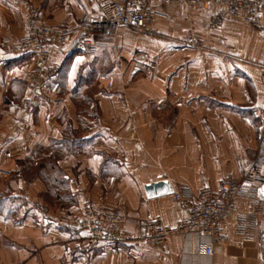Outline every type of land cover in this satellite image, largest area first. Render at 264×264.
Returning a JSON list of instances; mask_svg holds the SVG:
<instances>
[{
    "label": "crops",
    "instance_id": "crops-1",
    "mask_svg": "<svg viewBox=\"0 0 264 264\" xmlns=\"http://www.w3.org/2000/svg\"><path fill=\"white\" fill-rule=\"evenodd\" d=\"M19 1L0 0V40L15 43L23 35ZM105 1L32 3L41 25L73 29ZM210 12L160 9L143 31L118 29L93 56L71 48L75 36L51 47L59 71L43 92L45 102L32 109L27 130L9 102L25 95L32 58L0 50V190L24 213L18 224L0 216V264H263L261 221L248 241L226 221L228 241L211 257L200 253L193 235L170 237L162 246L139 239L144 222L169 227L183 217L170 195L146 198L145 185L165 181L172 192L214 191L225 177L243 179L240 160L256 171L257 189L264 187V15L255 29L226 17L210 31ZM68 129L80 131L88 152L56 161L65 188H57L58 203L49 202L42 181L20 178L19 162L40 149L36 167ZM84 204L121 211L124 241L85 245L75 228ZM237 205L245 208L243 200Z\"/></svg>",
    "mask_w": 264,
    "mask_h": 264
},
{
    "label": "built area",
    "instance_id": "built-area-1",
    "mask_svg": "<svg viewBox=\"0 0 264 264\" xmlns=\"http://www.w3.org/2000/svg\"><path fill=\"white\" fill-rule=\"evenodd\" d=\"M19 5L25 15L23 35L15 43L1 39L0 50L13 57L27 55L32 58V66L25 77V95L15 103L9 102L10 107L19 113L18 125L23 130L29 129L32 109L45 102L43 92L59 69V65L50 59L49 49L64 44L73 36L75 39L71 48L86 56H93L100 48L101 41L118 29L143 31L160 9L180 6L211 9L207 19L210 31L217 29L226 17L255 29L259 26V17L264 15V0H107L99 6L96 16L84 15L71 29L41 25L32 0H20ZM260 115L264 134V109ZM236 164L243 170L242 180L225 177L214 191L203 186L196 193L188 189L172 192L170 196L179 204L183 217L169 227L159 221L144 222L139 229L142 243L162 246L170 237L193 235L200 253L211 257L214 247L225 245L228 241L224 231L226 221H231L234 235L241 241H248L250 230L256 222L264 224V201L259 198L253 182L256 171L240 160ZM0 175L5 176L2 172ZM237 200L245 202L244 209L239 208ZM123 222L124 214L121 211L84 204L75 228L83 233L87 246L99 243L114 245L124 241L121 230ZM258 235L263 238L264 231L259 230Z\"/></svg>",
    "mask_w": 264,
    "mask_h": 264
},
{
    "label": "trees",
    "instance_id": "trees-1",
    "mask_svg": "<svg viewBox=\"0 0 264 264\" xmlns=\"http://www.w3.org/2000/svg\"><path fill=\"white\" fill-rule=\"evenodd\" d=\"M59 71V69H58ZM58 73V72H57ZM92 76V75H91ZM90 79V78H89ZM88 81V80H85ZM90 82L89 84H91ZM81 83L78 80L76 85L79 86ZM91 93V92H89ZM91 95V94H90ZM82 100L88 101V96L84 95ZM83 101L81 104L83 105ZM91 100V96L90 99ZM95 107V106H94ZM78 108H81L79 106ZM80 131H71L66 130L64 132V137L60 141L59 147H52L49 149L51 151L49 156L44 161L37 163V166H33V162L36 161V158L40 157V149L34 150L32 157L26 161L19 162V176L23 179H30V178H38L42 181L46 187V193L44 194V198L46 201L58 203L59 198L57 197V188L62 189L65 188L64 182L57 178V174H59L58 169L56 168V161L60 158L70 155V154H77V153H86L87 150V143L84 140L79 138ZM47 150H43L42 152L45 153ZM38 157V158H39ZM16 198L13 197L7 189L3 191L0 190V216L5 219H11L14 224H18L21 222L24 213L22 210V206L20 203L15 204Z\"/></svg>",
    "mask_w": 264,
    "mask_h": 264
},
{
    "label": "water",
    "instance_id": "water-1",
    "mask_svg": "<svg viewBox=\"0 0 264 264\" xmlns=\"http://www.w3.org/2000/svg\"><path fill=\"white\" fill-rule=\"evenodd\" d=\"M144 193L146 198H156L160 196H167L172 193L169 185L165 181L158 183H152L144 186ZM258 196L261 200H264V187L258 190ZM263 243V264H264V236L262 238Z\"/></svg>",
    "mask_w": 264,
    "mask_h": 264
},
{
    "label": "rangeland",
    "instance_id": "rangeland-1",
    "mask_svg": "<svg viewBox=\"0 0 264 264\" xmlns=\"http://www.w3.org/2000/svg\"><path fill=\"white\" fill-rule=\"evenodd\" d=\"M130 30V29H129ZM147 71H152L151 68H148V69H144L143 72H147ZM103 71H98V74H101Z\"/></svg>",
    "mask_w": 264,
    "mask_h": 264
}]
</instances>
